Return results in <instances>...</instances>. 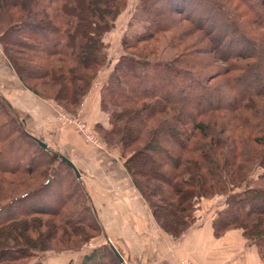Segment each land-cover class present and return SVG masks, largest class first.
<instances>
[{
    "label": "trees",
    "instance_id": "1",
    "mask_svg": "<svg viewBox=\"0 0 264 264\" xmlns=\"http://www.w3.org/2000/svg\"><path fill=\"white\" fill-rule=\"evenodd\" d=\"M200 1L216 6L209 8L212 20H219L216 29L204 17L209 9L205 13L178 11L179 19L188 24L181 33L202 32L209 48L204 49L229 60L226 67H215L212 58L190 51L191 44H185L179 34L176 42L173 36L168 38L174 55L157 59L158 49L152 43L172 26L174 14H164L158 0H136L130 17L144 24L129 39L123 37L124 52L115 62L106 52L104 37L127 7V0H0V47L26 90L53 100L60 109L72 107L73 113L100 68L113 62L100 97V104L109 111V126L98 130L104 133L105 146L121 152L119 157H124L132 185L152 206L159 226L179 236L191 223L189 216L199 197L222 194L214 215V231L220 234L224 229L239 227L264 258V114L249 108L253 100L261 102L257 97H264V81L259 80L260 72L254 71L256 61H241L259 59L258 53L264 51V37L257 34L258 28H264V0ZM188 4L186 0H169L167 6L174 12L175 7L182 10ZM213 31L221 33L212 35ZM228 34L229 43L238 39L244 44L233 54L222 56L220 47L225 46ZM256 116L259 120L255 122ZM2 118L6 124L13 123L18 137L39 156L63 163L52 156L51 148L45 150L38 145L23 117L0 93ZM7 137L9 133L0 135V142ZM22 150L19 156L0 150V212L5 213L0 217V264L21 262L25 257L37 259L21 264H45L47 252L54 248L52 241L66 249L55 252L86 250L88 242L102 236L103 230L89 193L74 172L71 177L78 186L75 192L83 204L73 212L76 215L72 221H81L80 226L64 219L69 195L51 208L9 213V206L37 194L53 179L50 173L44 182L25 186L27 191H21V195L12 192L10 187L18 185L19 180L11 178L5 183L6 173L45 176L47 161L36 163V154L25 158L28 150ZM256 169L263 171L256 175L258 183L251 185ZM140 176L145 178L139 180ZM68 189H61L63 196L70 192ZM153 196L165 201L160 210L150 201ZM42 215L51 219L43 220ZM82 215L92 225L86 224ZM108 247L105 243L85 252L80 264H107V259L122 264Z\"/></svg>",
    "mask_w": 264,
    "mask_h": 264
},
{
    "label": "crops",
    "instance_id": "2",
    "mask_svg": "<svg viewBox=\"0 0 264 264\" xmlns=\"http://www.w3.org/2000/svg\"><path fill=\"white\" fill-rule=\"evenodd\" d=\"M105 79L93 82L79 111L95 132L109 126L108 115L100 104ZM0 92L8 95L11 104L21 112L31 135L42 139L48 148L65 154L76 165L102 225V236L87 244L86 250L60 253L59 264L76 259L80 263L85 252L105 243L109 246L108 242L121 255L122 264H178L182 260L193 264H264L256 245L246 241L241 230L228 229L216 234L213 221L221 200L210 201L209 211L200 213L179 236L164 231L132 185L123 158L104 144L91 145L73 127L59 122L56 116L63 109L26 90L7 64L1 47Z\"/></svg>",
    "mask_w": 264,
    "mask_h": 264
},
{
    "label": "rangeland",
    "instance_id": "3",
    "mask_svg": "<svg viewBox=\"0 0 264 264\" xmlns=\"http://www.w3.org/2000/svg\"><path fill=\"white\" fill-rule=\"evenodd\" d=\"M158 2H160L164 6V10H165V11H163L164 14H166L167 11L169 12L168 14H171V13H174V14L172 15V20H173L172 21V23H173L172 26L168 30H165L164 32H161V34H160L161 38H158V42H156L155 44L152 43V46H154L156 49H158L157 59H167V58H171L172 55H174L175 49L172 48L169 45L168 38L170 36H173L172 40L174 42H176L177 40H175V36L177 34H179V35L183 36L182 40H183V42L185 44H191L190 51H192L193 53H196V54H198L200 56H203V57L208 56V57L212 58V61L214 62L215 67H219L220 68V67L228 66L229 60H224V59L218 58V57L215 56V53H213V52L210 53V51L207 53V50H205L204 48L205 47L208 48V44L203 40V38H202L203 33L202 32H200V34H199V33H196V32H191V31L189 32V31L185 30L183 33H181L183 31V29L188 24H187V21H183V20L179 19L180 16H179L178 11H184V12L189 14V13L195 12V10H196V11H200V12L203 11L205 13V11H207V9H209V8L215 9L216 6L211 5L208 2L203 3V1H200V0H186V2L187 3H191L193 5V7L191 6V4L190 5L189 4L186 5V7L184 9H182V10L179 9L178 7H175L174 8V12H173V11H170L171 10L170 7L168 8L169 0H164V1L163 0H158ZM200 2H201V4L202 3L203 4L201 6L197 5V4H200ZM127 3H128L127 7L117 15V19L115 20L114 27L110 31H108L105 34V37H104L105 42L107 43L106 52H107L110 60L113 57L118 58V56L121 55L124 52V48H123L124 46H122L123 37H126V38L128 37V39H129L132 34H135V33H137L138 30H141L142 26L144 24L142 22L136 21L133 18L131 19V17H130L131 14H132V11L134 10V7L136 5V0H127ZM138 12H139L138 10H137V12L135 11L136 14ZM211 12H212V10H210L209 13L206 12V14H204L205 15L204 17L206 19L209 18V20L206 21L207 24L212 25V26L214 25L213 29H216L217 23H218L219 20L218 21L212 20L213 18L211 16ZM218 32L216 33V32L213 31V32H211V34L212 35L213 34H218L219 35V33H221V32H219V33ZM257 32H258L257 34L260 35L259 38L264 37V28L263 27L258 28ZM230 37H231V35L228 34L227 40H224V43H225L224 45L226 47L225 46H221L220 47V48H222V50L219 52V54L222 55V56H227L229 54H233L234 51L240 49L241 45L244 44L243 42H239L238 39L236 40L235 43H232V42L229 43L228 39ZM248 47H249V45L248 46L246 45L247 49H248ZM129 50L132 51L131 49H129ZM258 56H259V59H258V57L257 58L254 57L253 60H252V59H248L249 58L248 57V58L244 59L246 61L241 60V59L240 60L243 61V62L256 61L255 62L256 67L254 68V71L260 72L259 80H263L264 81V77H263V75H264L263 74L264 73V63L261 65V63L264 61V51L259 52ZM178 65L180 66L181 63L180 64L178 63ZM113 67H114V63L112 65L111 64H109V65L105 64L104 66H102L100 68L98 74H97L98 77L93 82H95L97 79L100 80L101 78H103V80H104L106 76L108 77L107 74L110 71H112ZM197 67L201 68L200 65H197ZM93 82H92V84H93ZM1 94L5 95L9 99L8 95L3 94V93H1ZM86 95L83 97L81 102L78 104L79 106L77 108V112L76 113L72 112V110L74 109L72 107H68V110L67 109H63V111H65L68 114H74V115L79 114V111L81 110L82 102L85 99ZM101 95H102V91H101ZM257 99H260L261 102L257 103L255 101L256 99L253 100L254 102L253 103L250 102L251 104L249 105V108L253 107V111L256 110V112H258V114H260V115L264 114V97H259V98L257 97ZM48 100H50L54 104H56L53 100H51V99H48ZM14 108L16 109V107H14ZM101 108L108 115L109 111L104 109L103 107H101ZM108 109H110L109 106H108ZM18 114L20 116H22L21 112H18ZM260 115H258V116H260ZM258 116L254 117V121L255 122L257 120H259ZM3 120H4V118L0 119V121L3 124V125L0 124V135L9 133L10 137H7L4 141L0 142V150H6L7 149L6 153H8L9 155H12L14 153L15 155L19 156L20 152L23 151L22 149L25 148L26 150H28V152L26 153L25 158H29L30 154H36V156L34 158V161L36 163H39V162L42 163V162L47 161V163L45 165V176H42V177H39V178H36V177H38V175L35 174L34 172H32V174H27V173L21 171V172H18L17 174L15 173L13 175L6 173V175L4 177L5 178V183L7 181H9L11 178H13L15 180L16 179L19 180L18 185H13L12 187H10V189L13 190L12 192L18 194L17 196H19V195L22 194V193H20L21 191H23V190L27 191V190L23 189V188H25V186H28L30 184H36L38 181L39 182H44L45 179H46L45 178L46 175H48V174L50 175V173L53 174V177H52L53 179L50 180V183L48 182L47 184H45L42 187L43 189L39 190L37 192V194H33L31 196L21 198V200H18V201H16L15 203H13L11 205L12 206L11 209L9 208L11 206H9L8 207V210L10 211L9 213L13 214V213L22 211V209H24V210H33V209L36 210L39 207L51 208L52 206L56 205L58 203V201L64 200L65 197L67 195H69L71 199H69L68 202H66L65 205H64V208L66 210L64 212V214H63L64 219L66 218L67 220L72 222L73 225L80 226V224H81L80 222L81 221L80 222L72 221V218L74 219L73 216L76 215L73 212L76 211L77 209L79 210L81 208L80 205L83 204V200L80 199V196L78 195V192L77 193L75 192L76 188L78 189V186H77L76 182L74 181V179L72 180V177H71V175L73 174L72 169L67 167L66 164L62 165L63 163H61V165H60V162H58V161H50V160L48 161L47 160L48 157L46 158L45 156H39V154L35 153V151L32 149V147H30V145L25 143L26 142L25 139H22V137H18L17 132L15 130H13V123L9 124L10 122L9 123L7 122V124H6ZM68 126L74 128V126L71 125V124H68ZM87 127H88L89 131L91 133H93L96 138H98V141H99L98 146L99 145L104 146L105 145L104 133L102 131H99V130L97 132L91 130V128L88 126V124H87ZM26 128H27V125H26ZM75 132L77 133L78 131L75 130ZM15 142H17V143H15ZM93 145H95V144H93ZM108 147H109L110 150L118 153V155L121 156V152H119L118 148L116 149V148H114L112 146L110 147L109 145H108ZM0 160H2V159H0ZM26 160H28V159H26ZM123 161H124V157H123ZM6 162H8V161H6ZM31 164H32L33 167L35 166V164H33V163H31ZM22 165H24V163ZM39 167H42V166H39ZM41 169L43 170L44 168H41ZM46 169H47V171H46ZM261 171H263V169L262 170L261 169H256L255 170V174H254L255 177H253L254 180L250 182L251 185L258 183L256 175L258 176V173H262ZM140 178L143 180L145 177L144 176L138 177L139 180H140ZM21 179L23 180V183H22L23 186H22L21 181H20ZM67 187L70 189V192H72V191L73 192H72V194H69L70 192L67 191L66 195L63 196V194L61 192V189L67 188ZM222 196H223L222 194H216V195L209 196V197H202V198L199 197L195 201V204L193 206V211L190 213V216H189L190 217L189 220L187 219L188 221L191 220V223L189 225H191L195 221V219H197V216H199L200 213L205 212V211L206 212L209 211V209L211 207V206H209L210 205L209 204L210 201H213V202L216 201V203H217L219 200L222 199ZM150 201L153 204H157V206H155L157 208V210H160L159 208L164 206V202H165V201L161 202L159 200V197H157V196L151 197ZM144 202H145V204H147L145 200H144ZM161 204H162V206H160ZM218 208H219V206H218ZM150 209H151V211L153 210L152 206L150 207ZM3 216H5V213L4 212H0V217H3ZM40 217L43 220L44 219H51V216H46V215H42ZM83 220H87V221H84L86 224L92 225V221L87 216L84 215L83 216ZM41 229L42 230L44 229L43 226L41 227ZM228 229L241 230L239 227L238 228H232L231 227V228L224 229V231L222 233H220V234H223L225 232V230H228ZM241 232H242V230H241ZM242 236L244 237V239H246V237H245L243 232H242ZM74 239L78 240L77 237L74 238ZM92 241H93V239H92ZM246 241H247V239H246ZM57 243L58 242H55V241H52V243H51V247H54V248H51L47 252L49 254L46 257V259L44 260V262H46L47 264H59V262H60L59 261L60 260L59 259V254L60 253L63 254V255L67 254L65 252H55V251H65L66 250L63 247H59L60 245L59 244L57 245ZM69 251H70V249H69ZM69 251H66V252H69ZM259 254H260V252H259ZM260 257H261V255H260ZM36 259L37 258H34V257H27V258L25 257L21 262H19L20 260H18L17 263L21 264V263L26 262V261H29V262L32 263V262H35ZM62 260H64V258H62ZM262 260L264 262V258H262ZM106 261H107L106 262L107 264H114L111 261L109 262L108 259ZM186 261H188V260H186ZM17 263H13V264H17ZM189 263L193 264L191 261H189ZM63 264H80V263H78V260L76 259V260H73V262H72V260H70V261L65 260V262H63Z\"/></svg>",
    "mask_w": 264,
    "mask_h": 264
},
{
    "label": "built area",
    "instance_id": "4",
    "mask_svg": "<svg viewBox=\"0 0 264 264\" xmlns=\"http://www.w3.org/2000/svg\"><path fill=\"white\" fill-rule=\"evenodd\" d=\"M56 118L61 123L73 125L75 130L78 131V133L82 134V136L86 140H88L91 144L93 143L98 146L99 144L98 138H96L95 135L89 131L86 121L82 119L79 114L77 115L68 114L62 110V112H59L57 114ZM88 245H91V243L89 242ZM178 264H191V263H189V261L182 260Z\"/></svg>",
    "mask_w": 264,
    "mask_h": 264
},
{
    "label": "water",
    "instance_id": "5",
    "mask_svg": "<svg viewBox=\"0 0 264 264\" xmlns=\"http://www.w3.org/2000/svg\"><path fill=\"white\" fill-rule=\"evenodd\" d=\"M36 141L38 143V145L45 150H49L50 148H48L47 144L40 138L35 137ZM51 154L54 158L59 159L61 162L66 163L74 172L75 177H77L78 179L80 178V173L79 170L77 169L76 165L65 155V154H61L60 152L56 151V150H51ZM109 247L112 249V251L114 252L116 258L118 259L119 262L124 263L123 259L121 257V255L119 254V252L117 251L116 248H114V246L112 245L111 242H108Z\"/></svg>",
    "mask_w": 264,
    "mask_h": 264
}]
</instances>
